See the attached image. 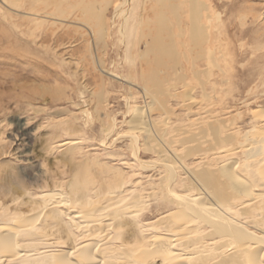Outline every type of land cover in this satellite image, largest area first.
<instances>
[{"label": "rangeland", "instance_id": "1", "mask_svg": "<svg viewBox=\"0 0 264 264\" xmlns=\"http://www.w3.org/2000/svg\"><path fill=\"white\" fill-rule=\"evenodd\" d=\"M130 1L128 7L136 15L133 21L136 33L130 36L131 44L128 45L132 59L126 55V45L119 40L121 19L114 28V5L107 13L109 33L106 40L94 43L90 32L80 28L79 23H83L78 20V10L69 14V19L63 23L48 19L49 23L39 26L33 15L36 14L35 2L18 0L15 5L11 0H0V200L9 201L15 195L23 196L26 191L36 190L34 192L39 195L43 190L54 189L61 184L70 197L75 185L83 182L92 193L91 201L94 203L91 208L96 209L93 221L84 223L85 219H77L84 223L82 227L85 224L90 226L92 236L88 240L101 242L102 247L104 243L111 247L127 244L140 250L142 244H135L137 240H134L140 222L152 224L151 221L159 215L175 209L163 199V193H167L164 187L168 186L167 178L171 175L168 164L164 162L165 157L169 154V162L180 169L179 174L183 178L188 176L183 165L194 170H213L236 161L243 164L244 149L239 142L245 139L239 135H244L256 125H263L264 116L255 118V111L262 110L261 107L264 110V0H212L214 13H222L225 19L220 31L211 29L213 45L218 50L214 60L220 67L213 68L208 75L198 76L195 70L209 69L210 64L206 59L194 61L196 55L191 50L188 37L177 38L178 49L183 55L179 61L180 73L174 71V65L168 59L170 68L158 67L152 52L145 59L141 56L147 49L144 41L140 44V35L148 33L152 26L143 24L147 25L153 19V4L150 0ZM142 7L145 8L143 21L136 23ZM147 40L151 41L150 36ZM98 58L106 69L129 82L123 83L103 74L95 66ZM156 71L162 88L154 84ZM207 80L210 82L203 90L200 82ZM139 113L147 123L152 120L153 140H145V130L130 129L128 121ZM22 123L30 125L35 132L30 143L23 141V136L18 134ZM111 124H116L115 130L106 136L103 129ZM215 126L216 131L212 128ZM217 135L222 138L228 135L229 140L233 136L234 139L219 144ZM65 141L72 143L61 146ZM221 146L224 147L220 149ZM159 147L164 150V157L160 156ZM224 149L230 151L223 153ZM215 152L219 153L212 155ZM137 154L146 164L142 166L137 162ZM29 156L42 162L48 174H41L38 168H30L25 161ZM213 156H216L215 160ZM218 177L219 182L227 181L220 175ZM173 186L179 194L196 193L186 192L180 185ZM15 188H18L17 194L13 191ZM121 189H130L127 204L141 195V206L118 215L111 213L123 207L121 204L111 207V213L103 210L111 194L117 196ZM131 190H135L133 197ZM43 217L35 222L37 228L46 224ZM64 218L49 221L57 226H50L45 231L36 230V235L30 232L20 233L23 236L19 234L20 241L26 246L23 254L27 260L35 257V253L75 247L67 225L72 219ZM6 221L11 223L0 219V223ZM108 221L112 222L111 228L106 227L100 232L99 226L108 224ZM166 228L165 225L157 233L166 234ZM79 231L73 233L79 234ZM153 231L146 230L145 234ZM127 246L125 248H130ZM27 254L31 256L28 258ZM140 255L144 254L140 251ZM70 257L76 259L74 254ZM0 258V264L10 263L9 254L1 252ZM139 258L142 260L137 259L138 264L148 261L147 264H154L153 258ZM19 260L11 262L29 263ZM128 261L117 262L132 264V260ZM108 263L107 259L104 264Z\"/></svg>", "mask_w": 264, "mask_h": 264}, {"label": "bare ground", "instance_id": "2", "mask_svg": "<svg viewBox=\"0 0 264 264\" xmlns=\"http://www.w3.org/2000/svg\"><path fill=\"white\" fill-rule=\"evenodd\" d=\"M11 1L15 5L18 4V0ZM150 1H152L151 3L153 4L152 10L154 17L147 25H143H154L155 28L150 26V28H148V33L142 32V35H140L141 37L139 36L141 39L140 44L144 41L147 49L145 53H141L144 59L147 54L149 55L152 52L153 55L155 54L158 67H168L170 65L167 61L168 59L174 65L173 68L175 70H173L180 73L181 64L179 61L180 57L183 55L178 49L180 44L177 38L188 37L190 39H188V41H190L191 50L193 54L196 55L193 57L194 61L197 63L200 59H206L210 64L209 69L195 70L196 76L206 73L208 75L213 68L216 69L220 67L216 60H214L218 50L215 48L216 46L213 45L211 29L214 31L219 30L225 23V19L222 13H214L212 9V0ZM31 2L32 4L35 2L36 14L33 13V15L36 16V24L39 26L47 24L48 19H54L55 21L63 23L69 19V14L72 15L78 10L80 12V18L78 16V20L83 23H79L80 28L90 32L94 39V43L103 39L106 40L107 34L109 33L106 27L107 13L110 7L114 5L115 12L112 17V22L115 28L118 26V20L121 19L118 29L120 35L119 40L122 44L126 45L128 50L125 52L126 55L130 57V47H128V45L131 43L129 38L136 33L133 24V21L136 20V15L134 16L133 12L130 11L128 7L131 3L130 0H120V2L117 3H114L113 0H31ZM41 5H45V7L42 6V8ZM144 7H142V13L140 18L138 16L136 23L139 21L141 22V20L143 21L146 8ZM49 9H53V11H49ZM147 36L148 38L150 36L151 41L147 40ZM95 66H97L103 74H107L115 80H120L123 83L129 82L127 78L106 69L102 60L99 58L96 60ZM154 73H156L154 78L157 79L154 84L156 87H161V81L158 80L159 76H157V71ZM179 75L178 77L180 78L181 76ZM209 82L210 80L200 82L202 89L206 87ZM203 90H206V88ZM145 93L147 92L145 91ZM261 109L262 110L255 111V118L264 116V110L262 107ZM146 121L139 113L138 116H135L134 119L128 121V123L132 131L145 130L147 134L144 138L150 141L153 140L155 136L154 124L152 120L148 123ZM115 126L116 124L105 126L103 129L105 135L110 136L114 132ZM18 128V134L23 136L22 140L28 143L32 142L35 132H32L30 125L22 123ZM212 128L215 131L217 130L216 126ZM227 136L224 138L218 136L219 144L230 142L234 139L233 136H230L229 140ZM239 136L245 139V141L243 140L244 142H239L240 146L244 149L243 164L236 161L230 166L223 165V167H218V169H216V167L213 170L212 168L194 170V168H186V165H183V171L188 174L187 178L181 177L179 174L180 169H177L178 167L175 164L169 162V154L165 152V154L168 155L167 158L165 157L164 162L168 164L170 168L168 170L171 171V175L169 177L167 176L168 186L164 187L167 193H163V199L174 206L175 209L168 210V213H164L162 216L159 215L160 217L158 216L155 221H151L153 222L152 224L143 225L140 222L137 226L138 230L135 231L136 239H134L137 240L135 244H142V246L139 247L142 248L140 250L138 248L135 250L127 246V244L122 245L124 247L116 245L111 247L104 243V247H102L101 242L88 240V237L92 236V231L89 229L90 226L85 224V226L82 227V225L88 223L90 220L93 221L92 218L95 216L96 209H94V207L91 208L94 203L91 201V191L81 182L75 185L74 191L70 197L69 193L65 191L64 185L61 184L60 186L57 185L54 189L48 188L43 191L38 190L42 191L39 195L37 192H34L36 190L26 191L23 193V196H20V194L19 196L15 195L14 198L12 197L9 201L3 200V202H1L0 200V219L2 218L4 222L5 220L11 222L7 223L6 221V223H0V253L9 254L11 258H8L10 262L8 264H13L11 261H18L20 258L22 259V257H25V260H19V262H26L27 256L23 254V252L26 251L23 248L26 246L20 241L19 234L22 232H30L32 235H36V230L45 231V229H48L50 226H55L52 224L53 222L49 221L53 220L55 222L57 219L59 220L61 218L60 220H62L64 217H70L72 221L69 223L66 221L68 223L66 224L68 225L72 237H74L73 241L75 242V247L68 250L61 249L47 252H39L36 249L39 252L38 254L35 253L36 258L32 257L28 259L29 261L27 260L26 263L104 264L108 259V264H122L117 261L119 260L125 263V261L130 259L133 264L138 262L137 259H141L139 258L140 256L155 259L154 264H264V117L262 126L256 125L253 129L244 133V135ZM127 137L131 138L134 137V135H128ZM154 141L157 140L155 139ZM71 143V141H65L61 146H67ZM161 143L164 142L161 141ZM159 145L161 148L163 147L161 144ZM224 146H221L220 149ZM153 148L155 149V147ZM157 150H159L158 152H160L159 154L161 157L165 156L162 155L164 150L161 151L160 147ZM213 151L214 150H212V152ZM226 151L228 152L230 150H222L223 153ZM218 153L219 152H215L212 155ZM214 157L216 156H213L215 160ZM219 157L217 155V158ZM136 158L137 162L141 163V165L146 164V161L141 159L138 154ZM25 161L30 164V168H38L41 174H48V170H44L42 162L35 157L29 156ZM182 167L180 168L182 169ZM238 167L241 168V170H239ZM219 175L220 177L226 178L227 181H224L226 183L219 182ZM173 185L176 187L178 185H180V187H185L186 192L196 191V193L193 195L179 194L173 190ZM13 191L15 194L19 192L18 188L13 189ZM129 191L130 189H121L117 196L111 194L112 198L110 197V199L107 200L103 210L110 212L112 211L111 207L115 208L116 205L121 204L123 207L115 209L112 213L110 212L111 214L118 215L125 211L128 212V210L136 208L139 205L141 206V195L135 196L136 198L132 200V202H129L130 204H127L130 200ZM134 191L135 190H131V197L134 196ZM231 199L234 200L231 201ZM86 201H90V203ZM42 216H45V218H43L46 224H42V226L37 228L35 222L42 218ZM78 218H83L86 221H83L84 223L81 221L78 222ZM108 222V224L106 222V224L99 226L100 232L106 230V227L109 229L111 228L112 222ZM165 225L167 227L166 234H158V230ZM78 229L80 230L79 234H74L73 231L75 232V230ZM149 229L154 230L153 233L145 234V231ZM100 232L99 234H101ZM82 239L84 240L82 241ZM125 246L130 248H125ZM100 248L103 249L101 250ZM140 251L141 254L144 255H140ZM133 253H136V256ZM72 254L75 255L76 259L70 257ZM194 255L195 258L193 257ZM30 256L28 255V258ZM159 257L161 258L157 260ZM3 258L2 260L5 259ZM192 259L194 260L193 262L191 261ZM130 260L128 262H130Z\"/></svg>", "mask_w": 264, "mask_h": 264}]
</instances>
